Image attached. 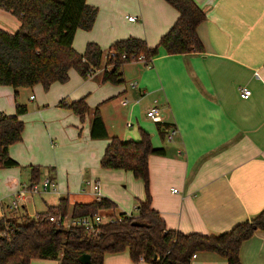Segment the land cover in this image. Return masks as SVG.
I'll list each match as a JSON object with an SVG mask.
<instances>
[{"label":"crops","instance_id":"1","mask_svg":"<svg viewBox=\"0 0 264 264\" xmlns=\"http://www.w3.org/2000/svg\"><path fill=\"white\" fill-rule=\"evenodd\" d=\"M86 2L97 8L96 17L91 29L75 31L72 47L82 53L87 42H95L104 57L112 42L130 36L156 45L178 16L164 0ZM193 2L205 13L196 28L199 52L166 54L160 48L148 65L140 60L123 64L121 83L102 81L101 66L87 78L70 68L65 82H52L46 90L39 83L17 91L0 85V112L11 115L16 104L26 107L18 116L23 122L21 139L8 147L17 165L0 167L1 216L45 212L62 197L71 208L98 195L115 203V213L136 214L132 200H144V183L130 171L99 165L109 139L90 137L95 107L108 137L136 140L142 128L150 134L152 146L162 149L148 156L147 188L150 207L166 228L218 235L264 207V0ZM131 15L136 20L126 19ZM18 26L14 15L0 9L1 28L12 32ZM243 87L251 91L247 98L240 96ZM81 97L88 105L83 119L58 104ZM122 98L127 104L121 103ZM152 104L162 114L161 124L176 129L171 140L162 139L158 122L145 116ZM30 166L40 168V180L47 171L58 191H42L39 209L28 195L12 212L7 207L9 194L29 185ZM122 181L125 191L117 186ZM140 258L133 261L124 249L105 253L102 264H157ZM238 258L240 264H264V231L241 242ZM29 264H59V260L31 258ZM188 264L227 262L204 251Z\"/></svg>","mask_w":264,"mask_h":264},{"label":"trees","instance_id":"2","mask_svg":"<svg viewBox=\"0 0 264 264\" xmlns=\"http://www.w3.org/2000/svg\"><path fill=\"white\" fill-rule=\"evenodd\" d=\"M178 11L170 28L160 36L158 43L148 46L138 37H126L112 42L103 56L95 42H87L82 53L75 51L72 40L77 29L93 26L97 8L86 0H0V9L14 15L19 26L10 32L0 27V85L20 87L41 84L46 90L52 82H65L68 70L73 68L82 77L102 67V81L121 83L123 64L143 55L145 65L151 63L160 48L166 54H185L202 50L196 28L205 13L193 0H164ZM83 119L88 111L84 97L68 104L60 101ZM26 111L16 104L15 113L0 112V167L17 163L8 155V147L21 139L23 122L19 115ZM164 139L168 124L157 125ZM91 138H108L99 165L105 169L130 171L144 183L145 198L137 200L136 214L120 212L112 220L99 225L97 234H88L82 228H62L45 220L48 214L72 216L96 214L103 210L115 211L116 205L106 197L90 202H75L69 207L67 198L48 207L35 217L27 213L0 215V264H29L31 258L58 259L59 264H81L77 257L86 253L90 264H102L105 253L128 250L133 261L157 264H188L197 252H214L227 264H240L238 248L255 231H264V207L251 218L242 220L218 235L188 233L166 228L158 213L150 207L148 193V156L162 153L154 148L150 134L139 128V138L122 140L108 137L103 120L95 107L92 113ZM29 185L39 182L40 168L30 166ZM15 212V211H12Z\"/></svg>","mask_w":264,"mask_h":264},{"label":"built area","instance_id":"3","mask_svg":"<svg viewBox=\"0 0 264 264\" xmlns=\"http://www.w3.org/2000/svg\"><path fill=\"white\" fill-rule=\"evenodd\" d=\"M126 19L128 21H134L136 20V17L134 15L126 16ZM143 55H139L137 60L142 61ZM131 86H135V82H130ZM251 91L248 88H241L240 89V96L242 98H247L250 95ZM33 95L30 96L32 98ZM121 103L123 105L127 104L126 98L121 99ZM145 116L150 119L153 122H162V114L159 111V108L156 104H152L145 110ZM126 126H131V122L127 121ZM176 132L175 128H172L168 131L166 135L167 140H171L174 133ZM45 174L42 177V181L33 183L31 185L23 186L22 188L15 190L11 192L9 202L7 204V207L11 211H16L21 208L24 202L28 200V194L35 192L38 189V186L40 184V189L42 191L50 190L53 192L58 191L57 184L55 181L50 177V174L46 171ZM93 189L98 194V183L94 182L92 184ZM173 192H176V189H172ZM100 196H97V199H99ZM1 201V199H0ZM37 213H33L30 216L35 217ZM45 220H48L49 222H52L56 224L57 226H60L62 228H69L71 226H76L82 228L85 232L88 234H97L98 233V227L100 224L112 220L110 216H105L100 212H97L96 214H85L80 216H72L69 212L66 214H48L44 216ZM195 254L192 255L194 257ZM141 259V258H140Z\"/></svg>","mask_w":264,"mask_h":264},{"label":"rangeland","instance_id":"4","mask_svg":"<svg viewBox=\"0 0 264 264\" xmlns=\"http://www.w3.org/2000/svg\"><path fill=\"white\" fill-rule=\"evenodd\" d=\"M27 98V97H26ZM26 103V102H25ZM41 181H42V178H41ZM123 182V181H122ZM119 185V188L121 189V190H126L122 185H125V182H123L122 184L120 183V184H117V186ZM42 193V190L40 189V184H39V186H38V189L35 191V192H32V194L31 193H29L28 195H29V197H30V195H32L31 197H32V199L34 198V202H35V204H36V207L39 209V208H41L42 207V200H41V198L39 197L40 196V194ZM28 197V198H29ZM30 197V198H31ZM137 200L138 199H133L132 200V207L133 208H131L133 211H134V203H136L137 202ZM31 201V200H30ZM28 210H30V211H32L31 210V206L30 205H28ZM125 212H128V211H125ZM100 213H102L103 215H105V216H110V217H112V216H115L117 213H115V212H112L111 210H103V211H100Z\"/></svg>","mask_w":264,"mask_h":264},{"label":"water","instance_id":"5","mask_svg":"<svg viewBox=\"0 0 264 264\" xmlns=\"http://www.w3.org/2000/svg\"><path fill=\"white\" fill-rule=\"evenodd\" d=\"M78 261L81 264H90V256L89 254L82 253L77 257Z\"/></svg>","mask_w":264,"mask_h":264}]
</instances>
